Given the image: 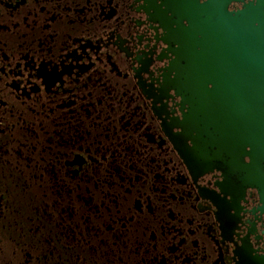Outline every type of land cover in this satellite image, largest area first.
I'll list each match as a JSON object with an SVG mask.
<instances>
[{"label": "flooded vegetation", "instance_id": "obj_1", "mask_svg": "<svg viewBox=\"0 0 264 264\" xmlns=\"http://www.w3.org/2000/svg\"><path fill=\"white\" fill-rule=\"evenodd\" d=\"M239 1L230 9L250 0ZM172 20L164 0H0V135L40 111L63 193L70 179L92 199L89 236L121 249L104 263L84 253L79 222L75 245L64 233L59 253L10 254L0 148V264L264 260V186L245 184L254 166H233L208 144L192 149L202 169L181 148L185 111L168 89L185 81Z\"/></svg>", "mask_w": 264, "mask_h": 264}, {"label": "water", "instance_id": "obj_2", "mask_svg": "<svg viewBox=\"0 0 264 264\" xmlns=\"http://www.w3.org/2000/svg\"><path fill=\"white\" fill-rule=\"evenodd\" d=\"M238 2L164 0L178 32L177 76L185 80L168 89L185 111L180 143L192 162L205 169L208 162L193 157L192 149L215 146L231 165L254 166V181L245 184L257 190L264 186V0L230 9ZM177 150L188 165L186 153Z\"/></svg>", "mask_w": 264, "mask_h": 264}, {"label": "trees", "instance_id": "obj_3", "mask_svg": "<svg viewBox=\"0 0 264 264\" xmlns=\"http://www.w3.org/2000/svg\"><path fill=\"white\" fill-rule=\"evenodd\" d=\"M44 127L40 111L31 115L27 112L16 119L12 130L0 135L7 251L11 254L18 247L21 255L59 253L64 233L75 245L77 225L82 222L84 253L98 255L104 263L105 255L120 253L121 249L115 246L111 250L109 243L92 241L88 216L91 209L84 207V202L92 199L78 195L70 179L67 193H63L61 166L56 162L60 151L48 145ZM64 222L70 225L65 227Z\"/></svg>", "mask_w": 264, "mask_h": 264}]
</instances>
